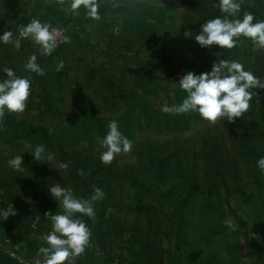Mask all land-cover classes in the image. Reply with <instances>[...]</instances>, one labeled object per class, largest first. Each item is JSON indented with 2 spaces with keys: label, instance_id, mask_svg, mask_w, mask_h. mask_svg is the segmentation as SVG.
Returning a JSON list of instances; mask_svg holds the SVG:
<instances>
[{
  "label": "rangeland",
  "instance_id": "1",
  "mask_svg": "<svg viewBox=\"0 0 264 264\" xmlns=\"http://www.w3.org/2000/svg\"><path fill=\"white\" fill-rule=\"evenodd\" d=\"M66 2L79 29L72 44L59 47L70 52L45 55L28 40L19 49L0 43V78L11 67L30 76L34 90L26 110L0 124V208L15 209L6 219L11 230L22 224L24 236L43 239L51 230L45 213L62 211L52 184L85 198L99 187L105 196L95 202V218L83 217L92 230L87 249L98 262L264 264V173L256 166L264 156V89L254 90L249 111L233 121L213 124L198 113L160 111L185 98L182 75L210 71L217 59H238L264 80V48L243 37L233 49L201 48L194 39L201 25L226 15L216 0H100L98 21ZM240 2L242 12L264 19V0ZM41 8L35 1L0 0V34L39 18ZM33 52L43 76L24 69ZM111 65L113 72L106 71ZM91 66L97 73L89 79ZM114 119L133 149L106 165L99 139ZM38 144L69 169L61 173L36 161L28 151ZM17 154L20 172L8 165ZM6 233L0 264H19Z\"/></svg>",
  "mask_w": 264,
  "mask_h": 264
},
{
  "label": "clouds",
  "instance_id": "2",
  "mask_svg": "<svg viewBox=\"0 0 264 264\" xmlns=\"http://www.w3.org/2000/svg\"><path fill=\"white\" fill-rule=\"evenodd\" d=\"M215 6L226 15L208 19L201 25L199 34L194 36L201 48L211 49L215 45L233 49L241 42V37L251 39L255 46L264 48V19H257L251 11L242 12L240 0H216ZM81 7L87 18L101 19L100 0H70L73 12ZM62 33V29L33 17L27 24L19 26L18 33L8 30L0 34V43L12 44L19 49L23 40H29L37 52L42 50L43 54L51 55ZM62 67L63 62L57 70ZM24 69L30 74H45L36 52L26 58ZM3 73V78H0V124L4 123L9 113L20 114L26 110L33 90L30 76L18 75L11 67L4 68ZM178 85L186 93L185 98L178 104H162L160 111L170 115L198 113L202 120L214 124L221 119L233 121L247 113L256 94L254 90L264 89V80L247 70L238 59H217L210 71H188L180 77ZM132 149L133 141L120 130L119 121L110 120L106 134L99 139L100 161L111 164L118 155L130 153ZM28 152L36 161L50 163L61 173L69 169L68 161L56 160L43 144L36 145ZM8 165L15 171H23L22 156L15 155L9 159ZM256 166L264 173V156L258 158ZM78 174L83 176V170H78ZM49 192L62 211L45 213L46 220L51 223V230L43 237L47 247L39 249L43 259L38 256L35 264H74L75 258L85 253L92 238L90 224L83 217L88 220L95 218V202L102 200L105 193L96 187L89 198L78 197L71 188L59 183L52 184ZM14 215L16 211L11 205L7 209L0 208V220ZM40 220L37 215L34 223ZM225 225L233 229L236 227L231 220H226Z\"/></svg>",
  "mask_w": 264,
  "mask_h": 264
},
{
  "label": "crops",
  "instance_id": "3",
  "mask_svg": "<svg viewBox=\"0 0 264 264\" xmlns=\"http://www.w3.org/2000/svg\"><path fill=\"white\" fill-rule=\"evenodd\" d=\"M28 2H36L38 6H42L40 10L37 11L39 14V18L41 19L42 16H48L49 18H54L55 21L62 22L63 24H67V29L71 32L70 35L78 36L79 29L78 27H75V23L72 22L73 20H76L77 18L72 16V13H70L69 5L67 4L66 0H27ZM61 4L59 6L58 11H56V5ZM29 22V21H28ZM34 238L31 240L29 244V254L31 257V261L35 263L36 258L39 256V258L42 260L43 256L39 254V249L41 247H47V242L43 240L42 238H39L37 236H33ZM89 250L86 249L85 253L82 254L79 257H76L74 260V264H106L102 262H98L95 255L88 252ZM262 264V263H260Z\"/></svg>",
  "mask_w": 264,
  "mask_h": 264
},
{
  "label": "trees",
  "instance_id": "4",
  "mask_svg": "<svg viewBox=\"0 0 264 264\" xmlns=\"http://www.w3.org/2000/svg\"><path fill=\"white\" fill-rule=\"evenodd\" d=\"M59 9V5L57 4L56 5V11H58ZM42 22L44 23H48V24H51L57 28H60L62 30H64L67 35L71 38L70 34L69 33V30L66 28V24H63L62 22H59V21H55L54 18H49L48 16H42V18L40 19ZM19 24H16V25H12V26H9L7 28V30L5 31H8V30H11L13 31L14 33H16L15 31H17L18 33V29H19ZM72 40V38H71ZM29 41V40H28ZM30 42V41H29ZM25 44V48L22 46L21 50H20V54L21 56H24L25 52L23 50H25L27 52V46L29 45V43H24ZM72 44V42H71ZM70 45V44H69ZM70 48H58L56 50L55 53H60V52H63V51H68L70 52ZM113 67L114 66H110L109 69H107L106 71L108 72H113ZM104 69V68H103ZM88 73H89V76H87L89 79H92L96 76V73H97V68L91 66L88 70ZM39 78V77H38ZM38 79V84H41ZM42 88V84L40 86V89ZM34 91V90H33ZM41 92V91H40ZM44 92H45V88H44ZM209 155H213L212 152L211 153H208ZM10 224V223H9ZM7 223V220L4 219V220H0V235L6 233V228H9L10 231H8V233H6V238H7V241H9L11 244H13L14 246V250L13 251H21L27 258H29L31 260V257H30V254H29V244L31 242V240L34 238L33 235L30 236L28 234H26V236H24V229L22 227V224L20 226V224L17 225V227L15 228V231L11 230V227ZM28 237V238H27ZM14 260V259H13ZM14 262L16 263V261L14 260Z\"/></svg>",
  "mask_w": 264,
  "mask_h": 264
},
{
  "label": "built area",
  "instance_id": "5",
  "mask_svg": "<svg viewBox=\"0 0 264 264\" xmlns=\"http://www.w3.org/2000/svg\"><path fill=\"white\" fill-rule=\"evenodd\" d=\"M64 37H67V39H64ZM71 42H72L71 38L63 30L62 35L59 36L58 39H57V46H56L55 50L58 49L61 46L68 45ZM12 257L19 264H35L33 261H31L29 258H27L21 251H13L12 252Z\"/></svg>",
  "mask_w": 264,
  "mask_h": 264
}]
</instances>
